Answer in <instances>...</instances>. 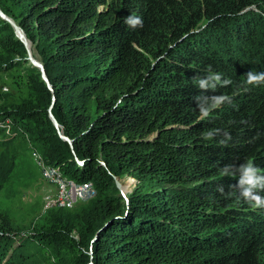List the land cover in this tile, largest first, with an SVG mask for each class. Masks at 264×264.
Wrapping results in <instances>:
<instances>
[{
    "label": "trees",
    "instance_id": "trees-1",
    "mask_svg": "<svg viewBox=\"0 0 264 264\" xmlns=\"http://www.w3.org/2000/svg\"><path fill=\"white\" fill-rule=\"evenodd\" d=\"M0 8L54 89L0 18V72L22 68L29 90L0 110V192L19 140L96 194L73 211L49 210L25 235L0 217V264H264V205H250L237 177L221 171L251 159L264 175V84L245 76L264 73V0H0ZM132 15L142 27L125 23ZM209 73L220 83L200 89L197 78ZM53 95L75 154L50 119ZM221 96L230 102L202 116L196 98ZM114 176L139 187L123 196Z\"/></svg>",
    "mask_w": 264,
    "mask_h": 264
},
{
    "label": "rangeland",
    "instance_id": "rangeland-1",
    "mask_svg": "<svg viewBox=\"0 0 264 264\" xmlns=\"http://www.w3.org/2000/svg\"><path fill=\"white\" fill-rule=\"evenodd\" d=\"M0 93L5 96L4 99H0V110L3 106L27 100L29 90L25 71L22 68H15L11 71L0 72ZM15 144L19 157L9 183L0 192V217L8 216L11 223L19 229V232L25 235L32 232L36 226H39L46 219L49 210L58 209V207H55L56 200H48L50 191H46L47 188L58 190V187L47 179L44 166L34 158L33 153L38 151L27 149L22 146L19 140ZM39 155L41 154L39 153ZM129 181L131 182L128 183ZM117 182L120 194L124 192L126 196H132L133 192L139 187L137 181L130 176L118 178ZM95 196L96 194L92 193L90 200ZM87 200L76 203L70 211L82 206L84 202H88ZM43 253L54 260V256L48 250H44Z\"/></svg>",
    "mask_w": 264,
    "mask_h": 264
},
{
    "label": "clouds",
    "instance_id": "clouds-1",
    "mask_svg": "<svg viewBox=\"0 0 264 264\" xmlns=\"http://www.w3.org/2000/svg\"><path fill=\"white\" fill-rule=\"evenodd\" d=\"M125 23L133 28L143 26L142 17L132 15L125 18ZM246 83L248 85L258 86L264 84V73L248 72L245 74ZM221 74L209 73L206 77L197 78V83L200 89L215 88L220 83ZM225 83H230L226 81ZM198 107L200 108L202 116H207L212 108L218 106L225 101L230 102V97H214L212 103L206 105L202 97H197ZM224 175H234L237 177V189L240 196L246 200L253 207H260L264 205V196L260 195L264 191V175L260 174V170L255 167L254 162L249 159L238 169L233 170V166H225L221 170Z\"/></svg>",
    "mask_w": 264,
    "mask_h": 264
},
{
    "label": "water",
    "instance_id": "water-1",
    "mask_svg": "<svg viewBox=\"0 0 264 264\" xmlns=\"http://www.w3.org/2000/svg\"><path fill=\"white\" fill-rule=\"evenodd\" d=\"M0 18L3 19L4 21L8 22L11 25V27L14 30L16 37L18 38V40L23 44V46L26 49L28 60L31 62L32 65L39 68V70L41 71L42 79L46 83L49 90L53 92L54 89H53V87H52V85H51V83H50V81L46 75L45 67L41 62H39L38 60H36L34 58L32 50H31V43H30L29 39L27 38L23 29L13 19H11L9 16H7L1 8H0ZM52 99H53V102L49 108L50 119L52 120L54 127L57 130V134H58L59 138L62 139L63 141H65L69 145V147L72 149L73 154H75L73 141L62 132L61 125L59 124L57 118L54 116V114L52 112L53 105H54L55 100H56L55 95H53ZM114 179L116 180V184L119 188V184L117 182L118 178L116 176H114ZM105 228H106V225L101 230H104ZM96 239H97V236L95 237L93 242H95Z\"/></svg>",
    "mask_w": 264,
    "mask_h": 264
},
{
    "label": "bare ground",
    "instance_id": "bare-ground-1",
    "mask_svg": "<svg viewBox=\"0 0 264 264\" xmlns=\"http://www.w3.org/2000/svg\"><path fill=\"white\" fill-rule=\"evenodd\" d=\"M33 155H34V158L37 159L38 161H40L41 164L44 166L41 155H39V153H37V152H34ZM43 168L45 170L44 173H45L47 179L50 182H53L58 187V190L63 189V188H70L71 187V183H75L74 181L66 180L65 178H63V176L61 175L59 169H56V168H47L45 166ZM51 170L52 171H55L56 174H50V171ZM56 175L57 176H60V182L56 181ZM78 185H88V186H90V188L93 191L90 192L89 195L87 197H85L81 201H86L87 199L90 200L92 193L93 194L95 193V190H94L93 185L91 183H84V184H78ZM72 194H79V186H72ZM55 203H56L55 207H58V208H61V209H71V208L75 207L74 205L76 204V203H72V205H69V204H58V201L57 200H56ZM78 203H80V201H78Z\"/></svg>",
    "mask_w": 264,
    "mask_h": 264
},
{
    "label": "built area",
    "instance_id": "built-area-1",
    "mask_svg": "<svg viewBox=\"0 0 264 264\" xmlns=\"http://www.w3.org/2000/svg\"><path fill=\"white\" fill-rule=\"evenodd\" d=\"M1 122V121H0ZM50 174H56L55 171H50ZM56 181L60 182V176L56 175ZM72 186H79V194H72ZM50 198L48 200H57L58 204H69L78 203L89 195L93 190L88 185H78L77 182L71 183L70 188H63L60 190H49Z\"/></svg>",
    "mask_w": 264,
    "mask_h": 264
}]
</instances>
